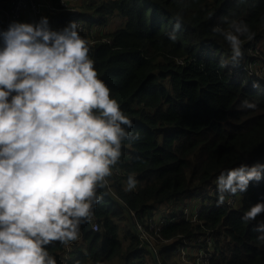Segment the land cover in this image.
Returning a JSON list of instances; mask_svg holds the SVG:
<instances>
[{
	"label": "trees",
	"instance_id": "trees-1",
	"mask_svg": "<svg viewBox=\"0 0 264 264\" xmlns=\"http://www.w3.org/2000/svg\"><path fill=\"white\" fill-rule=\"evenodd\" d=\"M61 1L51 3L61 9ZM177 13L182 25L172 42L167 34ZM223 17L244 21L255 33L244 41L236 62L228 42L212 31L216 25L228 30ZM51 19L56 30L79 19L92 31L80 36L88 42L98 78L133 121L129 131L140 135L125 143L120 175L113 174L100 189L103 199L92 220L81 225L80 239L49 246L56 264H112L114 259L117 264H175V249L196 243L206 232L215 235L210 264H264L256 222L241 220L251 205L264 202V178L232 195L239 198L233 205L229 194L217 204L215 184L230 168L264 163V0H90L82 11ZM245 100L256 107H242ZM130 174L137 185L127 191L123 181ZM196 195L210 200L196 222L170 213ZM160 207L167 214L159 236L151 232L155 248L159 245L156 260L147 245L140 246L130 216L144 222Z\"/></svg>",
	"mask_w": 264,
	"mask_h": 264
},
{
	"label": "clouds",
	"instance_id": "clouds-1",
	"mask_svg": "<svg viewBox=\"0 0 264 264\" xmlns=\"http://www.w3.org/2000/svg\"><path fill=\"white\" fill-rule=\"evenodd\" d=\"M174 19L167 34L172 42L182 15ZM222 20L228 30L216 25L212 31L228 42L236 62L255 33L244 21ZM77 29L71 21L53 30L48 17L11 21L0 29V264H56L49 246L80 239L81 225L92 220L103 199L100 189L119 170L125 143L140 139L98 78L88 42ZM241 106L256 107L247 100ZM262 178L264 163L221 172L217 204ZM136 185L128 175L126 190ZM262 214L264 202H257L241 220L255 221L256 239L264 243V220H257Z\"/></svg>",
	"mask_w": 264,
	"mask_h": 264
},
{
	"label": "built area",
	"instance_id": "built-area-1",
	"mask_svg": "<svg viewBox=\"0 0 264 264\" xmlns=\"http://www.w3.org/2000/svg\"><path fill=\"white\" fill-rule=\"evenodd\" d=\"M67 1L62 0L60 2L61 7H66ZM54 7L51 3V0H9L8 4L4 7H0V10L4 13V26L2 29H7L8 24L11 21H17L19 22L21 19V14L23 12H29L30 18L37 22L41 18L40 16L44 13V11H54ZM71 21H75L78 24V32L81 33H92L91 30H88L87 27H85V24L82 20L79 19H73ZM67 22V25L69 22ZM53 23V22H52ZM50 24V23H49ZM50 28L53 30H56L52 24H50ZM178 63H182V59L177 60ZM115 175H120L119 171H114ZM239 199H229V204L233 205V203H237ZM209 204V202H208ZM207 204V205H208ZM204 206L203 204L201 206H196L195 209H193L192 212L188 210V207L186 205H183L180 212L178 214L184 215L185 219L190 222H196L197 219V213L201 209V207ZM177 214V216H178ZM131 224L134 226L135 231L134 233L140 240L142 246L143 244L147 245L150 250L153 252H156L155 245L148 242V239L153 238L152 231L155 233V235L159 236V234L156 233L161 225H163L166 220L165 217L160 218L159 220H156L153 215L149 216L148 214L143 217L144 222L139 221L135 216L134 213H131ZM199 224H202L199 222ZM93 229L97 228V224H93ZM196 243H193L192 246L186 245V246H179L175 249L174 255L178 256V258L183 262V260L179 257L180 254L185 255L188 261H190V264H210L213 255H214V243H215V235L211 234L210 232H206L203 235H201L199 238H196ZM184 263V262H183Z\"/></svg>",
	"mask_w": 264,
	"mask_h": 264
},
{
	"label": "rangeland",
	"instance_id": "rangeland-1",
	"mask_svg": "<svg viewBox=\"0 0 264 264\" xmlns=\"http://www.w3.org/2000/svg\"><path fill=\"white\" fill-rule=\"evenodd\" d=\"M81 1H82V2H85V1L89 2L90 0H74V2H71L70 4L67 3V8L75 9V11L80 10V8L83 9V7H79ZM6 5H7V3L0 4V7L2 8V7H4V6H6ZM23 18H24V15H23V13H22V14H21V19H20L19 22L24 23ZM3 22H4V13L2 12V10H0V29H1L2 26H3ZM112 28H113V27H109V28L107 29V31H108V30H111ZM259 68H260V65L258 64V65H256V66L253 67V71H256V70L258 71ZM125 182H126V181H123V184H124V185H126ZM226 195H227V194H226ZM211 196H212V197L215 196V193H213ZM230 198L232 199V195H230ZM237 199H239V198H237ZM209 201H210V200L207 199V198H205V196H202V195H196L194 198H187V199H184L183 202H182V204H181L179 207H176L175 209L171 208V209H170V213L172 212V210H173V212L175 211L176 213H179L183 205H186V206L188 207V210H189L190 212H192V211H193V210H192V205H193V206H201V205L203 204V205L205 206V205L208 204ZM235 203H236V202H235ZM130 223H131V220H130ZM124 225H125V224H124ZM130 226H132L133 230L135 231L134 226H133L132 224H130ZM168 241L170 242L171 240H168ZM148 242L151 243V244H153V246L156 244L155 240L152 239L151 236H150V238L148 239ZM189 246H192V244H189ZM158 248H159V245H157V247H156V252H153V251L151 250V251H152L151 253H152V255H154V257H155L156 260L158 259V253H157ZM147 257H148V255L146 256V258H147ZM179 257L183 260L184 263L178 258L177 255H176V257H175V255L173 254V258H174V260H175V264H190V261L187 260V258L185 257V255L180 254ZM117 263H118V261H117L116 259H114V262H113L112 264H117Z\"/></svg>",
	"mask_w": 264,
	"mask_h": 264
},
{
	"label": "crops",
	"instance_id": "crops-1",
	"mask_svg": "<svg viewBox=\"0 0 264 264\" xmlns=\"http://www.w3.org/2000/svg\"><path fill=\"white\" fill-rule=\"evenodd\" d=\"M50 1V0H49ZM67 1V3H71V2H74V0H65ZM9 0H0V4H4V3H7L8 4ZM87 1L85 2H82L80 3V6L79 7H83V4H85ZM61 9H54V11H44V13L40 16V17H48L49 21L52 20V16L55 15V14H58V13H61V12H65V11H69V12H75V9H72V8H67V4H66V7H60ZM77 11H82V9L80 8V10H77ZM23 15H24V18H23V21L24 23H34V21L30 18V14L29 12H23ZM3 26H4V22H3ZM2 26V28H3ZM1 28V29H2ZM2 46V45H0ZM196 206H193L192 205V210L195 209ZM167 212H164L161 207L160 209H157L156 211L153 212V217L156 219V220H159L160 218L164 217L163 215H166Z\"/></svg>",
	"mask_w": 264,
	"mask_h": 264
}]
</instances>
